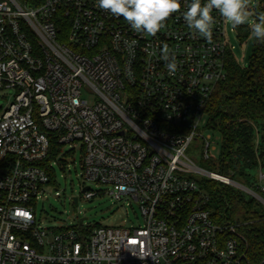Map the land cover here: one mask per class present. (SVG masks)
Here are the masks:
<instances>
[{"label": "built area", "instance_id": "2783aa9c", "mask_svg": "<svg viewBox=\"0 0 264 264\" xmlns=\"http://www.w3.org/2000/svg\"><path fill=\"white\" fill-rule=\"evenodd\" d=\"M180 3L151 36L97 0H0V90L14 92L0 114V264H252L240 224L216 217L200 181L264 205V169L249 188L186 153L194 145L203 160L213 159L203 132L233 48L227 22L212 10L209 42L183 19L191 0ZM165 46L176 57L174 75ZM77 145L82 178L109 185L116 200L136 201L142 223L40 224L36 202L54 173L46 159L52 148L56 157ZM82 192L98 194L89 186Z\"/></svg>", "mask_w": 264, "mask_h": 264}, {"label": "trees", "instance_id": "16d2710c", "mask_svg": "<svg viewBox=\"0 0 264 264\" xmlns=\"http://www.w3.org/2000/svg\"><path fill=\"white\" fill-rule=\"evenodd\" d=\"M257 15L264 3L256 0ZM242 41L252 32L247 24L235 27ZM226 77L218 82L206 107V126L221 134V156L212 160L218 173L251 188L257 168L264 169V42L254 38L249 64L241 66L232 54L225 58ZM52 148L46 161L54 159ZM50 173V184L55 186ZM207 207L220 220L240 224L241 248L255 264L264 258V213L254 208L257 201L218 181L202 178ZM264 198V193L261 194Z\"/></svg>", "mask_w": 264, "mask_h": 264}, {"label": "rangeland", "instance_id": "374dc122", "mask_svg": "<svg viewBox=\"0 0 264 264\" xmlns=\"http://www.w3.org/2000/svg\"><path fill=\"white\" fill-rule=\"evenodd\" d=\"M19 3L22 0H17ZM264 3V0H261ZM256 0H248L249 18L245 23L251 28L255 20ZM264 16L258 14L257 18ZM237 30L229 23L225 25V37L233 46L231 54L241 66L249 64L252 53L254 37L252 32L244 40H240ZM12 89L0 90V114L13 100ZM203 135L210 136V154L213 159L203 160L201 149L190 145L186 151L189 157L195 158L196 164L202 168L217 172L212 165V160H218L221 156V134L217 130L204 129ZM67 146L63 151L67 150ZM61 162V164L59 163ZM52 168L55 175V186L57 193L52 192V186L45 187L41 197L36 202L35 216L42 226L62 227L78 225V214L83 220V226L95 228L98 226H132L142 223V216L138 203L130 198L114 199L109 193L110 186L98 182L87 181L82 178L80 146L77 145L73 152L66 155H56L52 160ZM89 186V189L98 194L90 199L83 198L82 188ZM232 187V186H231ZM234 188V187H233ZM236 189V188H234ZM250 197L242 190L236 189ZM73 197L77 199L75 203ZM260 213H264V205H254Z\"/></svg>", "mask_w": 264, "mask_h": 264}, {"label": "clouds", "instance_id": "9594fccd", "mask_svg": "<svg viewBox=\"0 0 264 264\" xmlns=\"http://www.w3.org/2000/svg\"><path fill=\"white\" fill-rule=\"evenodd\" d=\"M97 6L115 17L123 19L131 28L140 33L155 36L164 22L173 14L180 11V0H97ZM218 10L225 22L233 28L245 24L249 18L248 0H191L183 19L190 29L211 42L214 17L212 10ZM252 35L264 42V16L258 22L251 24ZM163 59L166 68L172 75L177 71L176 57L169 54L167 46L163 49Z\"/></svg>", "mask_w": 264, "mask_h": 264}, {"label": "water", "instance_id": "95a60500", "mask_svg": "<svg viewBox=\"0 0 264 264\" xmlns=\"http://www.w3.org/2000/svg\"><path fill=\"white\" fill-rule=\"evenodd\" d=\"M86 189H87V186L83 187L82 190H86ZM53 190H55V189H53ZM73 201L76 203V202H77V199H76L75 197H73ZM78 218H79V223H81L82 220L84 219V218H82V217L80 216V214H78Z\"/></svg>", "mask_w": 264, "mask_h": 264}]
</instances>
